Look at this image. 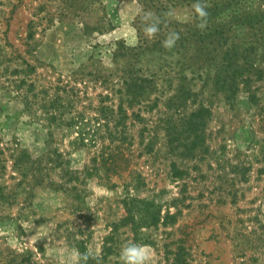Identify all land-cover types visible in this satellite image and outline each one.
<instances>
[{"label": "rangeland", "instance_id": "374dc122", "mask_svg": "<svg viewBox=\"0 0 264 264\" xmlns=\"http://www.w3.org/2000/svg\"><path fill=\"white\" fill-rule=\"evenodd\" d=\"M195 2L0 0V264H264V0Z\"/></svg>", "mask_w": 264, "mask_h": 264}, {"label": "clouds", "instance_id": "9594fccd", "mask_svg": "<svg viewBox=\"0 0 264 264\" xmlns=\"http://www.w3.org/2000/svg\"><path fill=\"white\" fill-rule=\"evenodd\" d=\"M195 14L200 20V23L197 25L200 28H203L204 18L207 17L208 12L206 7L201 0H196L193 5ZM154 17V14L147 12L144 14V19L149 20ZM160 30V21L159 19H154L153 22L147 23L144 26V32L147 37L152 38ZM179 39V33L171 32L168 34L167 38L163 41V46L165 48H172L176 41ZM92 253L81 254L79 252H74V259L80 261L81 258L84 262L90 258ZM119 258L122 264H147L149 260V254L146 248L143 245L137 243H126L124 244L119 252Z\"/></svg>", "mask_w": 264, "mask_h": 264}, {"label": "trees", "instance_id": "16d2710c", "mask_svg": "<svg viewBox=\"0 0 264 264\" xmlns=\"http://www.w3.org/2000/svg\"><path fill=\"white\" fill-rule=\"evenodd\" d=\"M128 94H129V93H128ZM131 96H132V95H131ZM82 138H83V137H82ZM110 157H112V156H109V158H110ZM107 158H108V157H107ZM107 158H106V159H107Z\"/></svg>", "mask_w": 264, "mask_h": 264}]
</instances>
